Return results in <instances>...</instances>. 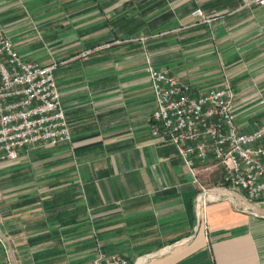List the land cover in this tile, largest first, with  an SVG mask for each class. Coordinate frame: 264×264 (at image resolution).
I'll use <instances>...</instances> for the list:
<instances>
[{
	"label": "crops",
	"instance_id": "1",
	"mask_svg": "<svg viewBox=\"0 0 264 264\" xmlns=\"http://www.w3.org/2000/svg\"><path fill=\"white\" fill-rule=\"evenodd\" d=\"M248 0H0L21 58L57 61L71 139L0 166V234L14 264H264V193L226 192L199 216L176 146L152 135L147 60L194 91L227 79L234 122H264V4ZM221 14L209 23L191 12ZM200 182L223 169L195 162ZM220 174V175H219ZM0 243V264H5Z\"/></svg>",
	"mask_w": 264,
	"mask_h": 264
},
{
	"label": "built area",
	"instance_id": "2",
	"mask_svg": "<svg viewBox=\"0 0 264 264\" xmlns=\"http://www.w3.org/2000/svg\"><path fill=\"white\" fill-rule=\"evenodd\" d=\"M264 4V0H248ZM191 14L209 23L221 14L205 15L201 8ZM57 61L42 64L21 58L0 22V166L19 159L18 150L56 145L71 139L57 88ZM146 71L154 94L150 115L151 133L171 142L198 188L195 211L199 216L207 203L226 197L228 190L244 191L251 200L264 193V122L241 132L234 122L235 93L227 79L219 85L194 91L193 87L155 67L147 60ZM222 167V183L207 186L199 181L196 160L209 155ZM5 264H14L13 250L0 234ZM89 264H130L118 253L96 249Z\"/></svg>",
	"mask_w": 264,
	"mask_h": 264
},
{
	"label": "rangeland",
	"instance_id": "3",
	"mask_svg": "<svg viewBox=\"0 0 264 264\" xmlns=\"http://www.w3.org/2000/svg\"><path fill=\"white\" fill-rule=\"evenodd\" d=\"M210 156L212 157V155H211V154L209 155V157H210ZM209 157H208V159H209ZM212 158H213V157H212ZM219 175H220V174H219ZM222 176H223V175H222ZM219 181H220V178L218 177V178L216 179V182H215V184H213V185H212V184H211V185L205 184V185H207V186H210V187H211V186L217 185L216 183H218ZM203 184H204V183H203Z\"/></svg>",
	"mask_w": 264,
	"mask_h": 264
}]
</instances>
